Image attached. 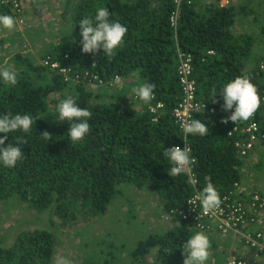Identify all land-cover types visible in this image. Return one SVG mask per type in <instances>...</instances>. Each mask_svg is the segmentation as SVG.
<instances>
[{"label":"trees","instance_id":"16d2710c","mask_svg":"<svg viewBox=\"0 0 264 264\" xmlns=\"http://www.w3.org/2000/svg\"><path fill=\"white\" fill-rule=\"evenodd\" d=\"M175 1L77 0L69 7L72 1L68 0L64 9L71 12V24L62 39L58 38L60 42L38 63L16 52L21 62L13 67L18 83L6 88L0 82V116L30 114L33 124L29 133H9L3 145L20 147L23 160L12 168L0 163V202L17 197L37 213L50 210L67 227L106 215L125 184L156 196L165 212L185 208L194 190L186 174L168 175L171 165L164 156L165 149L185 141L173 118L184 96L177 72L181 52L192 57L195 101L208 106L194 115L205 123L208 134L186 138L196 158L192 171L201 190L204 177L211 176L221 199L234 189L244 167L235 144L245 135H231L234 123H222L232 110L222 108L218 94L226 83L246 73L261 98L264 56L255 68L249 66L252 58L258 57L254 49L259 37L241 27L253 15L258 22L263 19L247 4L231 1L221 6L217 0H194L179 5L175 30L171 23L178 7ZM102 7L108 9L110 20L128 30L124 46L111 59L102 49L96 54L83 53L80 43L79 22L85 17L94 20L96 10ZM9 13L7 8L0 9V15ZM260 25L264 31V20ZM47 57L61 67L89 72L105 81L119 76L136 78L137 86L138 79L141 84H154L151 102L162 103L163 109L153 121L154 115L144 104L131 105L127 90L113 93L109 102H94L96 94L87 86L67 84L58 71L41 64ZM214 90L217 96L213 98ZM69 95L92 113L89 133L75 144L67 135L72 122L59 120L56 110ZM45 131L52 136L50 141L41 137ZM4 135L0 133V138ZM17 137L26 143L17 144ZM196 231L195 225L191 228L182 223L163 235H150L130 250L133 261L145 264L155 252L154 264H183L182 245ZM57 246L56 237L47 230L23 232L13 247H0V264H51ZM226 257L219 264H224Z\"/></svg>","mask_w":264,"mask_h":264},{"label":"rangeland","instance_id":"374dc122","mask_svg":"<svg viewBox=\"0 0 264 264\" xmlns=\"http://www.w3.org/2000/svg\"><path fill=\"white\" fill-rule=\"evenodd\" d=\"M40 1L35 0L39 2V15L41 11L44 14L37 19L32 18L34 24L31 28L18 34L16 25L11 31L2 28L0 32V49H8L13 55L20 52L32 63L39 62L44 54L60 42L58 38L62 39L71 24V12L67 14L64 9L68 0ZM70 1L72 4L69 7L77 2ZM47 8H50V12ZM254 34L259 38L264 37L259 31ZM262 42L264 46V38ZM260 55L259 60H263L264 51ZM8 56L0 50V61ZM20 64L9 56L0 67ZM138 81L141 84L140 79ZM134 87H137L136 78H124L122 84L113 89L90 86L87 89L96 94L94 102L104 103L109 102V96L119 91L127 90L129 95L134 94ZM106 92L109 95L103 96ZM242 173L245 182L243 187L251 184L255 190L264 193V145H256L251 164L244 166ZM120 189L122 192L114 198L106 215L92 221L80 220L70 227L64 225L50 210L37 213L17 197L0 202V247H13L23 232L47 230L58 241L51 264H55L60 256L66 257L72 264H141L133 261L130 250L150 235L165 234L173 228L174 222L165 218L162 204L153 194L130 184L122 185ZM155 257V252H152L145 264H154Z\"/></svg>","mask_w":264,"mask_h":264},{"label":"clouds","instance_id":"9594fccd","mask_svg":"<svg viewBox=\"0 0 264 264\" xmlns=\"http://www.w3.org/2000/svg\"><path fill=\"white\" fill-rule=\"evenodd\" d=\"M219 1L221 2V0ZM109 17L110 13L108 9L106 7H102L96 10L94 20L85 17L79 22L81 36L80 43L82 45L83 53L96 54L102 49L103 55L111 59L115 56L117 49L124 46V37L128 31L127 28L118 21L110 20ZM29 22L32 27L34 23L31 17ZM16 23V19L11 16V11L8 15H0V28L11 31L16 27ZM81 74H84V72ZM0 82H2L6 88L14 87L18 83V73L12 66L0 67ZM115 83H120L118 77L116 78ZM73 84L75 85L76 83ZM85 86L88 87V85ZM154 89V84L142 83L137 87H134L132 92L144 103H150L155 98ZM218 95L223 99L222 108L225 111H229L234 108L231 115L223 119L222 123L227 124L229 120L236 124L238 122H246L252 119L256 112H259L261 99L256 86L251 82V78L246 73L241 76H237L234 80L226 83ZM216 96L217 94H215L214 90L213 98ZM216 102L217 101L213 99V103ZM56 110L59 114V120H68L72 122L67 134L71 142L75 144L79 141H83L90 131L88 120L91 118L92 113L88 109L79 107L76 99L71 95L61 100L57 105ZM32 124L33 118L30 114L13 115L12 113H8L0 116V133L5 134L3 138H0V163H2L5 167H15L18 161L23 160V153L20 147L13 146L10 143L7 147L3 146L5 141L8 139V134L17 131L29 133L31 131ZM180 126L185 134V137H187L188 134L204 137L209 132L205 123L198 119L190 118L183 120L181 121ZM41 137L50 141L52 136L45 131L41 134ZM21 143H26V141L17 137V144ZM190 152L191 149L185 143L183 150L179 146L165 149L164 156L168 159L171 165L168 169V175L170 177H176L181 174H186L189 179V184L193 190H195L191 184L189 176L192 172L196 178L194 172L192 171L194 159L192 158V152L191 155ZM243 177L242 173V178L238 183H244ZM204 181L205 187H203L202 190L198 183V189L200 190L198 193V199L203 210L205 212H211L220 208L223 198L221 199L219 192L212 182L211 176H205ZM192 182L195 183V181ZM166 213L168 212H165L164 215H166ZM173 222L174 224L172 227L179 226L182 223L187 224L189 227L191 226V228L192 225H194L185 222L184 220H180L179 218H175ZM196 230L197 231L182 245V255L184 256L183 264H209V256L213 252L210 250L211 242L207 234H216L220 237L219 241H222L225 250L219 251L224 254V257H226L227 254V261L230 255L233 254V249H237V252H239L238 255L243 258L248 252L246 248L244 249L237 234L223 238L218 233L203 232L197 228ZM230 240L235 243L229 245L228 241ZM55 264H72V262L66 257L60 256L56 259Z\"/></svg>","mask_w":264,"mask_h":264},{"label":"built area","instance_id":"2783aa9c","mask_svg":"<svg viewBox=\"0 0 264 264\" xmlns=\"http://www.w3.org/2000/svg\"><path fill=\"white\" fill-rule=\"evenodd\" d=\"M177 9L172 13L171 23L176 30L179 25V5L183 2L191 4L193 0H176ZM30 0H0V9L7 8L11 11V16L16 19L17 32L21 33L24 30L31 28L30 14L28 12ZM221 6L230 4L229 0H221ZM180 65L178 67L179 82L183 89V100L173 111V118L179 130L181 129V121L193 118L197 112L207 109V105L195 101V82L192 78L193 66L192 57L189 53H180ZM50 67L52 70L58 71L62 79L67 84H85L93 88H109L113 89L119 87L123 79L119 76L105 81L97 75L89 72L84 74L75 72L71 68L61 67L58 62H51L50 57L41 60V64ZM261 70H264V62L260 64ZM119 78L120 83L116 84V78ZM155 97V96H154ZM261 106L254 117L246 122L234 123L233 129L230 132L245 135L244 138H239L235 146L237 149V157L242 161L244 166L251 164L252 154L255 152L256 145H264V91L261 95ZM131 105H145L147 111L154 115L153 121L157 120V115L163 109V104L144 103L135 94L130 99ZM234 111V108L232 109ZM231 111V112H232ZM214 113V110H210ZM183 133V131H182ZM184 134V133H183ZM190 134L187 135V137ZM187 137L182 144H177L182 150L185 143L191 149ZM174 147V146H173ZM190 152V155H191ZM192 157V156H191ZM194 162L196 158L192 157ZM251 160V161H250ZM190 181L195 188L185 208L166 213L167 220H175L179 218L185 222L194 224L197 229L203 232L218 233L220 236L227 237L230 235H238V238L244 249L252 252L250 256L247 254L239 256L237 249H233L228 261L225 264H255L264 260V193L255 190L252 185L246 187L242 183H236L233 190H231L222 199V204L219 209L211 212H205L200 205L198 199V180L191 172ZM192 181H195L193 183ZM252 187V188H251Z\"/></svg>","mask_w":264,"mask_h":264},{"label":"crops","instance_id":"0c3cea01","mask_svg":"<svg viewBox=\"0 0 264 264\" xmlns=\"http://www.w3.org/2000/svg\"><path fill=\"white\" fill-rule=\"evenodd\" d=\"M219 1V0H217ZM230 3L232 1V4L234 5H239V4H247L250 6V8L254 9L255 11H257L256 13L260 14V17L261 19L264 20V0H229ZM42 2V0L40 1ZM39 3V2H38ZM37 2H35V0H30V3H29V6H28V12L30 14V17L31 18H34V19H37L38 17H40V15H43L44 11H41L40 12V15H39V9L37 8V6H39ZM55 3V2H54ZM44 6H46V4L43 2L42 3ZM42 5V7H43ZM50 8H47L48 12H50L49 10ZM249 13V11H247ZM262 20V21H263ZM260 21V22H262ZM260 22H258L256 19H255V15L251 16V17H248L245 21H244V24L243 26L241 27V30H246V31H252L254 33H256V31H259L261 34L263 31V29L261 30L260 27H262V25H260ZM2 31V28H0V32ZM257 36V35H256ZM259 37V36H258ZM262 38H259L258 40V44L256 45L255 49H254V52L257 54L258 53V57L256 59H254V57L252 58V62L251 64H249L250 68H255L256 67V63L258 61L259 58H261V51L259 48H261L262 50L264 49V46H261L260 45V42L262 43ZM261 40V41H260ZM2 41V38H0V42ZM260 41V42H259ZM12 43V40L9 41V44ZM59 43V42H58ZM57 43V44H58ZM1 44V43H0ZM56 44V45H57ZM25 46V44H24ZM4 54H9V56H11L12 59L14 60H17V63L19 64L20 61H18L17 57H16V54H12L10 52H8V49L7 51L5 49H0ZM260 51V52H259ZM23 55V54H22ZM8 56V57H9ZM8 57H6L5 59H3L2 61H0V64H3L5 61L8 60ZM25 57V56H24ZM38 63V62H37ZM245 183V182H244ZM247 185H251V184H247ZM207 236L209 237L210 239V242H211V253L210 256H209V264H218L221 260H223V256L224 254L220 253L219 250L223 251V249L225 248L222 241H219V236H217L216 234H207ZM235 243L234 241H228V244L231 245ZM228 252V251H227ZM214 254V256H213ZM252 253L249 252L248 253V256H250ZM211 258V259H210ZM214 259V260H213ZM214 261V263H213ZM255 264H264V261H259Z\"/></svg>","mask_w":264,"mask_h":264}]
</instances>
